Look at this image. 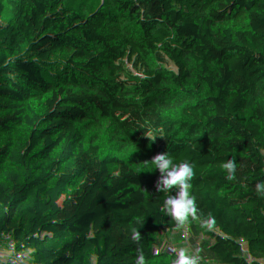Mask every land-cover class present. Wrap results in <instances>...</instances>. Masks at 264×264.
<instances>
[{
  "label": "trees",
  "instance_id": "trees-1",
  "mask_svg": "<svg viewBox=\"0 0 264 264\" xmlns=\"http://www.w3.org/2000/svg\"><path fill=\"white\" fill-rule=\"evenodd\" d=\"M2 70L41 115L13 107ZM256 130L264 0H0V264H135L137 249L172 264L174 190L144 164L165 151L194 165L191 193L216 220L191 222L201 264H264Z\"/></svg>",
  "mask_w": 264,
  "mask_h": 264
},
{
  "label": "clouds",
  "instance_id": "clouds-1",
  "mask_svg": "<svg viewBox=\"0 0 264 264\" xmlns=\"http://www.w3.org/2000/svg\"><path fill=\"white\" fill-rule=\"evenodd\" d=\"M145 136L151 141H155L157 138L151 130H147ZM159 137L163 138L162 135ZM144 164L154 166L155 170L152 172L159 173L155 185L157 192L173 193L174 190V194L168 195L164 200V207L167 215L174 222L175 231L181 234L184 244L175 250V259L172 264H201V248L191 243V222L199 220L203 228L208 231H215L216 220L211 214L203 215L196 198L191 193V181L195 177L194 165L188 161L174 163L166 151L145 160ZM220 167L226 173L225 178L227 180L235 179L237 170L235 159H228ZM255 192L264 198V181L256 183ZM87 238H94V234L90 231ZM139 238V232L132 229L131 239L135 242ZM240 243L246 244V240L241 238ZM98 259V256L93 255L91 264H97ZM135 264H147L141 249H137Z\"/></svg>",
  "mask_w": 264,
  "mask_h": 264
},
{
  "label": "rangeland",
  "instance_id": "rangeland-1",
  "mask_svg": "<svg viewBox=\"0 0 264 264\" xmlns=\"http://www.w3.org/2000/svg\"><path fill=\"white\" fill-rule=\"evenodd\" d=\"M9 71H6V70H2L1 72V75L3 76V78L5 77V80L7 81L8 83V87L9 89H12L11 91L13 92H8V95H9V100L12 102L13 104V107L15 108H19L23 111V113H26L28 115H41L40 113V109H39V106H38V101H37V98L33 95H30L29 93H25L26 95L22 97V99L20 100V98H18V95L16 94V91L18 90L17 88V82L15 81V79L11 80L10 79V76H9ZM36 125H41L39 123L37 124H34L33 128L36 126ZM32 125L28 126V130L29 128L31 127ZM32 130L28 131L26 134L27 135H31L32 134ZM59 135L62 134V131L59 130ZM34 137H39L38 135L34 134ZM42 139H45L46 136L45 135H42L41 136Z\"/></svg>",
  "mask_w": 264,
  "mask_h": 264
},
{
  "label": "built area",
  "instance_id": "built-area-1",
  "mask_svg": "<svg viewBox=\"0 0 264 264\" xmlns=\"http://www.w3.org/2000/svg\"><path fill=\"white\" fill-rule=\"evenodd\" d=\"M256 132H257L258 134L260 133L259 135L261 136L262 139H264V133H262V132H260V131H258V130H256Z\"/></svg>",
  "mask_w": 264,
  "mask_h": 264
}]
</instances>
